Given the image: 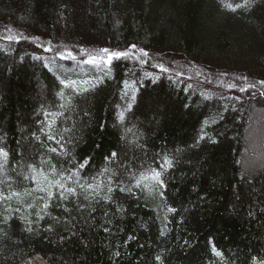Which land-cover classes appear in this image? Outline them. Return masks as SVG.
<instances>
[{"label":"trees","instance_id":"1","mask_svg":"<svg viewBox=\"0 0 264 264\" xmlns=\"http://www.w3.org/2000/svg\"><path fill=\"white\" fill-rule=\"evenodd\" d=\"M262 93L264 0H0V264H264Z\"/></svg>","mask_w":264,"mask_h":264},{"label":"snow or ice","instance_id":"2","mask_svg":"<svg viewBox=\"0 0 264 264\" xmlns=\"http://www.w3.org/2000/svg\"><path fill=\"white\" fill-rule=\"evenodd\" d=\"M248 2H249V0H245V5H246ZM242 6H244V5H241V4H236L235 6H233L232 4H228V5H227V7L230 8L231 10H233V11H235L236 8H240V7H242ZM9 38H11V37H9ZM132 47L134 48L135 45H133ZM101 52L107 55V59H106L104 62H105V63H109V64L111 63V61H112L113 58L119 59V58H121V57H127V56H129V54H130L129 52H119V51L109 52L108 49H102ZM142 54H143V55H147V53H142ZM68 55L71 56V53L69 52ZM73 58H74V57H73ZM86 62H87V63H97V62H98V58H97L96 56H91V57H89V60L86 61ZM161 67H162V66H161ZM162 70H166V69H163V68H162ZM61 83H62V84H65V85L67 86V84H66L65 81H61ZM73 83H74V82H73ZM244 90H245V89H241V91H244ZM61 95H62V93H61ZM262 95H264V93H262ZM121 118H123V117L121 116ZM49 139H50V140H51V139H54V137H53V136H49ZM201 139H203V137H201ZM50 151L55 152L56 149H50ZM0 156L7 157V153H6L3 149H0ZM112 156L115 157V156H116V153H112ZM86 163H87V161H85V164H86ZM85 164H81V165H80V168H83V167L85 166ZM161 167H162L164 170H167V168L172 167V161L166 158V159L163 161V164L161 165ZM33 171H36V170L33 169ZM38 175L41 176V177H43L44 181L47 182V188L42 187V188L39 189L40 191H47V189H50V188H58V189H61V190H63V191H66V192L69 193V194H75V189H74V188H71V187H67V188H66V187H65V184L62 182V179H63L62 176H61L60 178H55V177L57 176V173H56V169H55V167H53L52 170H51V176H52V178H50L48 174L44 173L43 170H40L39 173H38ZM72 175H78V173H72ZM161 175H162V174H161V171H157V170H154V169H153V170L150 171V173H148V174H146V175H143V176L141 177V180H138V181H137V186H139L140 183H141L143 180H151V181H154L156 184H159L161 187H163V186H164V181L161 179ZM27 178H28V177H26V179H27ZM33 182H34V183L37 182V181L35 180V178H33ZM81 187H83V185H81ZM88 188L91 189V188H92V185L89 184V185H88ZM109 191H112V189L109 188ZM121 191H123V189H121ZM47 194H48L49 199H51L52 196H53V192H51V191H47ZM11 195H13V196H17V195H19V193H15V192H13ZM8 198H9V197H6V196H4L2 193H0V199H8ZM61 198H62V199H67V196H64V195H63V192H62V193H61ZM85 199H87V197H85ZM44 207L47 208L48 205L45 204ZM168 211L171 212V211H174V209L169 208ZM28 230L31 231L30 228H29ZM161 235H164L163 230L161 231ZM129 239H132V238L130 237ZM213 252H214V254L217 255V256H220V255H221V253H220L219 251H217L215 248H213ZM116 255H119V253H116ZM156 259H157V260H160V257L157 256Z\"/></svg>","mask_w":264,"mask_h":264},{"label":"rangeland","instance_id":"3","mask_svg":"<svg viewBox=\"0 0 264 264\" xmlns=\"http://www.w3.org/2000/svg\"><path fill=\"white\" fill-rule=\"evenodd\" d=\"M255 111H259L256 110ZM247 121L246 141L244 142L243 154L245 158L255 160L264 164V112L259 111ZM250 163V162H249ZM243 167L247 170L248 162H243ZM244 170V171H245ZM20 264H46L39 256H33Z\"/></svg>","mask_w":264,"mask_h":264}]
</instances>
